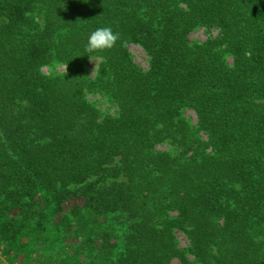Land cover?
<instances>
[{
	"label": "trees",
	"instance_id": "obj_1",
	"mask_svg": "<svg viewBox=\"0 0 264 264\" xmlns=\"http://www.w3.org/2000/svg\"><path fill=\"white\" fill-rule=\"evenodd\" d=\"M47 233L36 264H264V0H0V247Z\"/></svg>",
	"mask_w": 264,
	"mask_h": 264
},
{
	"label": "rangeland",
	"instance_id": "obj_2",
	"mask_svg": "<svg viewBox=\"0 0 264 264\" xmlns=\"http://www.w3.org/2000/svg\"><path fill=\"white\" fill-rule=\"evenodd\" d=\"M212 35H215V32H212ZM205 39H206V35H205L203 29L194 31L190 35V40L192 42L193 41L204 42ZM129 50L133 56L134 62L136 64H138L140 67H142L143 69H147L148 58L144 54V52L138 46H135V45H131L129 47ZM95 62H97V61H95ZM94 67H95V63L90 62L89 63L90 70H93ZM55 71L62 73L65 71V69L63 67H58L55 69ZM44 72L48 73V70L44 69ZM185 117L187 119H189L192 124H194L196 121L195 114L190 110L185 111ZM160 149H165V147H160ZM69 211H70V209H69ZM51 226L54 228V226H57V225L53 222ZM108 226H109V229L112 230L113 232H117L120 229H122L121 222H111ZM46 236H47V238H49V241L41 243L42 246H39V247H38L39 244L36 246H33L32 250L30 251L31 256L29 257V260L24 261L21 264H29V263L30 264H36V261H38V260L45 261V262H47V261H55V262L58 261L59 262L65 256L64 254L56 253V250L58 251V248L56 245L57 241L55 239L56 238L55 235L47 233ZM176 237L178 239L179 245L181 247H185L187 244L185 237L181 233H178V232L176 233ZM73 244L77 245L79 243L75 242L73 240L70 242H66V245H69V246H71ZM79 247H80V244H79ZM68 254L70 256H72L71 252H68ZM23 257L25 260V256H23ZM0 264H11L7 260L6 256L3 254V248L2 247H0ZM12 264H20V263L18 261H16ZM173 264H179V263H178V261H173Z\"/></svg>",
	"mask_w": 264,
	"mask_h": 264
},
{
	"label": "clouds",
	"instance_id": "obj_3",
	"mask_svg": "<svg viewBox=\"0 0 264 264\" xmlns=\"http://www.w3.org/2000/svg\"><path fill=\"white\" fill-rule=\"evenodd\" d=\"M87 2V0H83ZM120 39L119 33L114 32L110 26L96 28L90 32L85 45L86 52L105 51L114 48Z\"/></svg>",
	"mask_w": 264,
	"mask_h": 264
}]
</instances>
